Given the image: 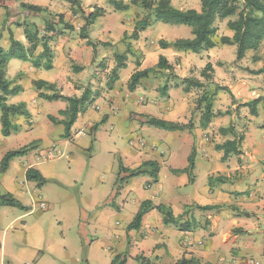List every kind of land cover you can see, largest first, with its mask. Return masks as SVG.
Wrapping results in <instances>:
<instances>
[{"label": "crops", "instance_id": "1", "mask_svg": "<svg viewBox=\"0 0 264 264\" xmlns=\"http://www.w3.org/2000/svg\"><path fill=\"white\" fill-rule=\"evenodd\" d=\"M30 1L18 2L29 4ZM78 1L85 12L92 11L94 6L105 10L96 18L98 24L89 26L87 38L79 33L84 24L80 9L67 0H56L52 19L37 21L39 37L47 38L51 52L50 69L44 67L47 58L41 41L35 49L28 50L23 26H12L8 36L3 32L0 37V48L9 53L11 33L23 46L27 57H10L7 62L6 78L11 87L17 86L19 90L8 95L6 103L24 104L27 114L11 117L12 128L8 136L1 134L0 123V143L6 145L0 147V162L7 151L31 146L25 155L10 161L0 178V194H10L26 207L21 209V214L0 220L3 226L0 230V264H79L78 259L71 256L77 238H84L86 242L85 261L81 264H111L113 260L115 264H137L139 256L148 259L150 264H174L183 256L195 257L202 264H264V226L258 227V237L252 234L259 222L254 221V217L264 225V143L250 138L254 119L264 114V72L256 73L264 66V40L256 51L247 50L241 59L233 58L232 46L235 45L230 44L217 43L200 53L177 51L171 46L161 48L160 40L173 42L192 35L165 39L160 33L154 39L151 37L154 29L151 20L133 38L135 23L141 19L133 14V7L116 16L119 10L107 0ZM30 3L43 8L51 6L52 0ZM0 6L6 5L0 1ZM9 6L11 10L17 9L12 4ZM186 9L200 10V4L195 0ZM59 15H62L61 20ZM233 18L217 21L216 41L221 35L232 36L233 31L226 23ZM88 41L94 43L95 48ZM116 54L123 55L116 79L111 86H105L108 75L104 72L108 70L103 72L99 67L107 66L110 61L113 62L112 68L117 66L119 62L112 57ZM160 55L173 67V73L154 70L130 91L131 75L154 67ZM35 62L40 65L35 66ZM207 63L211 64L212 72L211 79L205 81L200 72ZM183 78H195L205 86H191L185 91L181 83ZM37 81L54 87L43 85L37 88L34 84ZM213 85L226 89L216 92L212 101L214 115L205 126H201L203 105L196 108V100ZM164 86L167 88L163 89ZM86 90L88 104L77 115L70 128V137H63L64 126L53 123L48 116L62 120L59 111L67 108V102L48 100L40 93L81 97ZM254 92L258 93L257 97L253 96ZM255 99H258L257 112L252 115L246 104ZM143 116L181 124L190 121L192 128L166 130L148 125ZM104 124L107 126L100 131ZM230 125L235 133L242 135L241 153L223 159V152L216 150L215 145L233 139V133L220 131ZM57 127L62 131H57ZM113 132L120 138L118 144L112 140ZM56 135L60 136L59 139ZM93 144L105 148L110 161L103 169H90L89 174L94 178L90 181L87 176L90 193L81 194L83 206L80 210L71 205V214L65 212L58 219L65 220L68 229L70 225L76 227L74 233L77 236L65 239L62 231L58 236L51 227L44 232L43 221L39 220L41 216L35 217L34 224L19 221L22 216L31 217L35 209L40 208L39 202L44 201L39 192H42V186L28 180L26 170H37L45 179L60 183L61 175L50 162L60 159L65 151L69 164L80 168L88 159L91 166L92 155L88 150ZM53 147L60 152L59 155L44 161L38 159ZM191 153L194 157L198 153L201 155L196 163L194 158L189 177L186 172L177 170L187 167ZM149 160L159 164L156 181L148 175L133 177L116 192L119 164L134 169ZM113 171L110 180L97 181L100 173ZM210 176L216 184H208ZM85 186L82 184L79 190ZM144 201L153 206L169 207L173 216L179 218L178 226L166 224L162 213L151 208L143 214L137 229H129L128 225ZM197 206L215 207L203 210ZM11 207L0 205V213H11ZM73 213L76 214L74 222L71 219ZM10 229L16 231L9 235ZM87 235L91 239H87ZM79 249L81 253L82 249Z\"/></svg>", "mask_w": 264, "mask_h": 264}, {"label": "trees", "instance_id": "2", "mask_svg": "<svg viewBox=\"0 0 264 264\" xmlns=\"http://www.w3.org/2000/svg\"><path fill=\"white\" fill-rule=\"evenodd\" d=\"M72 6L77 5L80 9V13L83 17L84 24L80 29V36L87 38L89 26L95 21V19L104 13V9L95 7L90 12L83 11L79 5L78 0H67ZM109 4L113 6L115 10H127L131 6H137L145 11L147 14L135 23L131 37L135 38L138 32L145 29L153 19L155 21L169 23L174 25H184L190 28L191 38H179L173 42H167L165 40L159 41V46L161 48H167L169 46L173 47L177 51L183 52H193L200 53L203 50L214 47L217 43L236 45L237 53L236 59H241L244 53L249 50H257L260 43L264 40V0H200V10L196 9H178L174 7L170 0H107ZM27 8L35 11L41 12L43 9L35 5H26ZM234 17L229 19L226 26L233 31L231 37L221 35L219 40L216 41L217 36V21H222L225 18ZM61 20L62 15H59ZM23 26L25 38L29 44L28 50L35 49L36 45L41 41L43 54L46 55V63L44 67L46 69L51 68V52L47 45L46 37H39V29L36 24H18ZM48 30V26H46ZM11 51L9 53L5 52L0 48V123H1V134L3 136H8L12 124L11 117L15 115H25L27 111L24 104L9 105L6 103V98L10 94H14L19 90V87H11L10 82L6 78V66L10 57H17L21 59H26V55L23 46L16 40H14L12 34H9ZM90 45L95 48V44L88 41ZM19 50V53H14V50ZM123 55L116 54L115 60L119 64L111 70V76L107 82V85L111 86L116 79L117 68L120 67V61H122ZM35 66H39V62L34 63ZM122 65V64H121ZM154 70H166L169 74L173 73V67L167 62L166 58L162 55L159 56L156 65L152 68L144 69L142 71L134 72L128 82V89L132 91L136 85L139 83L140 79L147 77L148 74ZM212 66L207 63L201 70L200 75L208 81L211 79ZM264 72V66L258 70L256 73ZM177 77V76H174ZM181 83L184 84V90L187 91L189 87H204L205 84L200 82L195 78H183ZM37 88L45 85L48 88H53L52 84L46 82H34ZM210 87V86H209ZM164 86L163 89H166ZM226 87H220L218 85H213L210 89H205L202 95L196 100V108L203 105V111L200 117V125L205 126L213 117L212 112V101L213 97L219 90H225ZM40 96L48 100L62 99L67 102L68 106L65 110L59 111V115L63 116L62 120H58L53 116H48L49 120L53 123H61L64 126L63 137H70V128L76 120L77 115L82 112L89 101V93L87 90L83 93L81 97H65L60 94L54 93L51 95H46L40 93ZM260 99V98H258ZM258 99L247 102L246 105L250 107V113L252 115L256 114L255 105ZM145 122L148 125L155 126L158 128L166 130H184L191 129L192 124L189 122L187 124L173 123L163 119H158L150 116H143ZM221 132L229 131L233 133V139L227 140L221 144L215 145V149L223 152V159H226L230 154H240L242 135H238L234 132L232 125L228 128H222ZM31 146H24L16 150L7 151L0 162V175H2L8 168L9 162L14 157H19L25 155ZM194 168V156L193 153L188 157V165L184 169L177 170L180 172H186L190 177V172ZM159 173V164L154 160H149L143 162L140 166L134 169L125 168L122 165H118L117 169V180L115 183V188L131 179L140 175H148L153 181L157 180ZM26 178L28 180H33L38 183V185L45 184L47 180L42 177V175L34 169H27ZM212 178V177H211ZM0 205L16 206L21 209H26L24 205L21 204L17 199L12 197L10 194L0 195ZM199 209L208 210L213 209L215 206H203ZM156 208L163 215L164 222L173 223L176 226L179 218L174 217L170 208L164 205L153 206L150 202L144 201L141 203L139 211L136 213L133 221L128 225L129 229H137L140 225L141 218L143 214L149 209ZM139 264H150L149 260L143 258L142 256L136 258ZM111 264H115L114 260ZM117 264H121L118 262ZM174 264H202V262L192 256L181 257Z\"/></svg>", "mask_w": 264, "mask_h": 264}, {"label": "rangeland", "instance_id": "3", "mask_svg": "<svg viewBox=\"0 0 264 264\" xmlns=\"http://www.w3.org/2000/svg\"><path fill=\"white\" fill-rule=\"evenodd\" d=\"M0 1H2L4 5H6V6H0L1 7L0 8V37H1L3 32H5L6 36H8V33H9L8 30L11 29L12 26H14L13 28L18 27L19 26L18 24H20V23L21 24H37L38 20L43 21L45 19L47 20V18L52 19L54 17L55 9H52V8L55 7L56 0H52L51 6L49 5V6L43 7L42 8L43 10L41 12H35V11L27 8L26 6H22L23 3L18 2L20 0H0ZM33 1H35V0H32L30 2H33ZM47 1H49V0H42V3H46ZM194 1L195 0H172V4L174 7L178 8V9L185 10V8L189 7ZM196 1H197V4L199 5L200 4L199 0H196ZM30 2H29V4H26V5H31ZM10 4H12V6H15L17 9L11 10V7L9 6ZM95 7H97V6H94L93 9ZM131 7H133L132 8L133 10H135V12H133V14L136 15L138 18H142L147 14V11H145V10H143L137 6H131ZM14 11L17 14H12V13H14ZM104 12H105V10H104ZM115 14H116V16H119V14L123 15V14H125V12H124V10H121V11L119 10V12H116ZM15 15H17V17H15ZM116 16L113 15V17H116ZM14 18H16V20H13ZM151 18H152V24H154V29H152V31H151V37L154 39H157V37H159L160 33L163 34V37L165 39H174V37H177L178 35H181L182 37H186V35L188 37L191 36L190 28L187 26L174 25V24L155 21L153 19V15H151ZM12 20L14 21V24H12V22H11ZM19 20H20V23L18 22ZM98 22L99 21L97 19L95 22H93L94 24L93 23L92 24L97 25ZM1 45L2 44H1V40H0V46ZM232 47H233V51H234V53L232 55H233V58L235 59L236 53H237V48H236V45L232 46ZM6 51H8V50H6ZM16 53H19V50H17ZM112 57H115V55L114 56L112 55ZM109 58L110 57H108V59ZM17 60H19V59H17ZM229 61L227 63L228 66L230 65ZM112 63L113 62L110 61L107 66L99 67V70H102L103 72H104V70H108V72H104L105 75H108V76H106V78L104 80L105 86L107 85V82L111 76V70L113 69ZM101 123L102 122H100V124ZM105 126H107V124L102 125L101 128H99V130L102 131L103 130L102 128ZM56 130L59 132L62 131V129H60L58 127L56 128ZM56 137H57V139H59L58 137H60V136L56 135ZM111 137H112V140L114 139V141L117 144L119 143L118 140H120V138H119V136L116 135L115 132H113L111 134ZM250 138L255 142L264 143V114H261V118H255L254 119L253 125L250 127ZM109 141H111V140H109ZM5 146L6 145L3 144V142L0 143L1 148L5 147ZM88 152H89V154L92 155L91 162H90L92 164L91 166H89L88 159H85L83 165H81L80 168L76 167L75 164H69V162L67 160L68 157L66 156L67 154L65 151H64V155L62 157H60V159H57L55 161L50 162L51 164H54L56 166L55 169L60 173L62 180L59 181L60 183H57V182H52L51 180L46 179L47 182L45 184L39 185V187L42 186L41 188L43 189L42 192L39 191L42 195L43 200L44 201L48 200L47 202L43 201L45 203V207L35 209V212L33 214H31V217L22 216L19 219V221H27V222H32L34 224L36 222L35 217L41 216L39 218V220L43 221L44 232H46L47 229H49L51 227V228H53L55 234H57L58 236H61V231H62L66 237L65 239H67V237H69V236H75L76 237L77 234L74 233V231L76 230V227L73 228L72 225H70L69 229H68V223L65 220L63 221V220H58V219H60V217L63 214H65V212L69 215L71 214V209H72L71 205H73L74 208L77 207V210H80V208L83 206L81 203V200H80L81 194H82V196H86V195H89V193H90L89 185H88V183H86L87 176L89 177L90 181H91V179L94 178L93 174H91V175L89 174L90 169H92L94 167H100V169H103V167L107 166L109 161H110V156L105 152V148H98V147H96L95 144H93V145H91V148L88 150ZM200 155L201 154L198 153V154H196L197 157L196 156L194 157L195 163L198 162V156H200ZM19 157H21V156H19ZM14 158H17V157H14ZM8 167H9V165H8ZM202 169L205 170L204 168H202ZM2 175H0V178L2 177ZM113 175H114V171L108 172L106 174L100 173V176L97 177V181L100 182L99 179L104 180V178H106L107 180H110L111 176H113ZM115 176H116V174H115ZM136 177H138V176H136ZM211 177L212 176H210L208 178V184L209 185L210 184H212V185L216 184L215 183L216 180H211L212 179ZM200 180H202L204 183L203 178H201ZM205 180H207V179H205ZM68 181H70V182H68ZM124 183H122L118 187V189L115 188L117 190L116 192L119 191V189L122 187V185ZM82 184L86 185V186L83 190H79ZM112 187H113V185H112ZM152 191H153V189L151 190V192ZM0 195H5V194H0ZM26 195H27V199H30V196L28 194H25V196ZM70 195H72V196L70 197ZM107 199H108V197H107ZM105 201H106V199L103 200L102 202L105 204ZM65 207H67L66 210H65ZM11 208H13V209H10V210H12L11 213H8V214L0 213V220H3L5 218H8V219L13 218V217H15V215L17 216V215L21 214V212H22L21 208H19V207L13 206ZM72 218H73V222H74L76 219V214L73 213V216H71V219ZM254 221H259V222H257L255 230L252 231V234L256 237L258 234V231H257L258 227L261 226V228H262L264 225H262V223L260 224L261 221L256 219L255 217H254ZM2 227L3 226L0 225V230L2 229ZM15 231H16L15 229L14 230H12V229L8 230L9 235ZM86 237H87V239H91L90 235H87ZM74 243H75V246H74V248L72 247L71 256H73L74 258H77L78 259L77 262L79 264L84 263V261H85V250H86L85 239L82 238V240H79V238H77V239H75ZM11 245H12V243H11ZM80 246H81L82 250L79 249ZM78 249H79V251L81 250V253L78 252ZM258 259H260V258H258Z\"/></svg>", "mask_w": 264, "mask_h": 264}, {"label": "built area", "instance_id": "4", "mask_svg": "<svg viewBox=\"0 0 264 264\" xmlns=\"http://www.w3.org/2000/svg\"><path fill=\"white\" fill-rule=\"evenodd\" d=\"M253 96L257 97L258 93L254 92ZM59 153L60 152L55 147H53V148L47 150L46 152H44L43 154H41L38 159H40L42 161L48 160V159H52V158L56 157L57 155H59ZM39 206H40V208H44L45 207V203L40 201L39 202Z\"/></svg>", "mask_w": 264, "mask_h": 264}]
</instances>
